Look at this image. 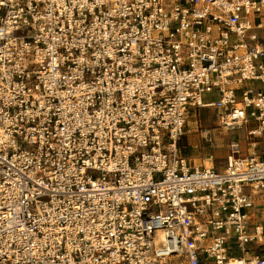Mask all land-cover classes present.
I'll return each instance as SVG.
<instances>
[{
  "label": "built area",
  "instance_id": "obj_1",
  "mask_svg": "<svg viewBox=\"0 0 264 264\" xmlns=\"http://www.w3.org/2000/svg\"><path fill=\"white\" fill-rule=\"evenodd\" d=\"M200 108L264 136V0H0V264H264V160L189 166Z\"/></svg>",
  "mask_w": 264,
  "mask_h": 264
},
{
  "label": "crops",
  "instance_id": "obj_2",
  "mask_svg": "<svg viewBox=\"0 0 264 264\" xmlns=\"http://www.w3.org/2000/svg\"><path fill=\"white\" fill-rule=\"evenodd\" d=\"M193 110L187 117L184 129V138L179 147V155L187 161L191 167L213 168L217 172H223L227 165V159L231 155L230 143L237 142L240 147L238 157H247L251 152V145H255V151L261 160H264V136L250 138L247 132L256 127L254 122H250L240 128L228 130L220 125L219 112L217 111V124L211 129H203L199 119L198 111ZM209 109V108H207ZM240 132L243 138L232 136L231 133ZM243 142L244 146H241ZM224 151V152H219ZM248 191V190H247ZM254 208L249 210L250 227L264 224V192L253 195ZM248 253L244 255L246 259L258 256L264 259V243L252 244L247 247Z\"/></svg>",
  "mask_w": 264,
  "mask_h": 264
},
{
  "label": "rangeland",
  "instance_id": "obj_3",
  "mask_svg": "<svg viewBox=\"0 0 264 264\" xmlns=\"http://www.w3.org/2000/svg\"><path fill=\"white\" fill-rule=\"evenodd\" d=\"M206 101H209L211 99V96H205L204 97ZM199 119L201 121V126L203 129H211L216 126L217 124V111L214 109H201L198 111ZM243 133V132H242ZM242 133L238 132H233L231 133L232 136H240V138H243ZM184 138V133L182 137L179 140V147H181V141H183ZM241 146L243 147L244 144L243 142L241 143ZM219 152H224V151H219ZM169 263V262H168Z\"/></svg>",
  "mask_w": 264,
  "mask_h": 264
}]
</instances>
